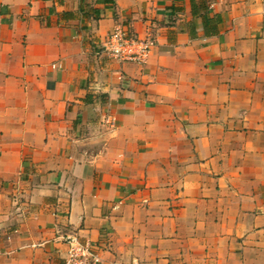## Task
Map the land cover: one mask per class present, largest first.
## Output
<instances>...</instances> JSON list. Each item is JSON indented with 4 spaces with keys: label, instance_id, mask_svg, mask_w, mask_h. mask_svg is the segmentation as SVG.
<instances>
[{
    "label": "crops",
    "instance_id": "0c3cea01",
    "mask_svg": "<svg viewBox=\"0 0 264 264\" xmlns=\"http://www.w3.org/2000/svg\"><path fill=\"white\" fill-rule=\"evenodd\" d=\"M116 24L155 37L145 64L107 59ZM71 236L264 264V0H0V264Z\"/></svg>",
    "mask_w": 264,
    "mask_h": 264
},
{
    "label": "built area",
    "instance_id": "2783aa9c",
    "mask_svg": "<svg viewBox=\"0 0 264 264\" xmlns=\"http://www.w3.org/2000/svg\"><path fill=\"white\" fill-rule=\"evenodd\" d=\"M155 44V37L151 35L146 39L132 37L128 35L123 24H116L102 51L109 60L145 64ZM102 125L112 127L108 118L103 120ZM66 245L63 264H103L102 257L94 251L89 241H81L71 236L67 238Z\"/></svg>",
    "mask_w": 264,
    "mask_h": 264
}]
</instances>
